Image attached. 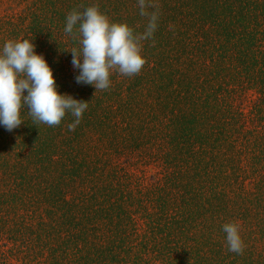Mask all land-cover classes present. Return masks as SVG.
<instances>
[{
  "label": "trees",
  "instance_id": "trees-1",
  "mask_svg": "<svg viewBox=\"0 0 264 264\" xmlns=\"http://www.w3.org/2000/svg\"><path fill=\"white\" fill-rule=\"evenodd\" d=\"M153 2L142 70L96 92L66 16L97 5L139 33L138 0H0V49L33 40L59 92L88 103L75 130L26 107L0 124V264H264V0Z\"/></svg>",
  "mask_w": 264,
  "mask_h": 264
},
{
  "label": "clouds",
  "instance_id": "clouds-1",
  "mask_svg": "<svg viewBox=\"0 0 264 264\" xmlns=\"http://www.w3.org/2000/svg\"><path fill=\"white\" fill-rule=\"evenodd\" d=\"M138 7L139 14L147 18L144 31L139 33L126 22L111 21L97 5L67 14L64 32L79 44L66 49L72 53L73 67L79 70L77 83L93 85L97 92L110 87L114 72L131 77L142 70L146 63L143 42L152 40L155 44L159 5L153 0H138ZM35 49L29 39L8 40L0 49V124L8 131L21 126L25 121L21 112L26 107L36 125L58 126L71 114L75 120L68 128L75 130L88 103L59 92L52 67ZM223 231L229 251L242 253L239 225L225 223Z\"/></svg>",
  "mask_w": 264,
  "mask_h": 264
}]
</instances>
